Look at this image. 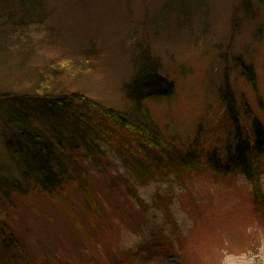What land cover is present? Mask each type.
<instances>
[{
	"label": "rangeland",
	"instance_id": "rangeland-1",
	"mask_svg": "<svg viewBox=\"0 0 264 264\" xmlns=\"http://www.w3.org/2000/svg\"><path fill=\"white\" fill-rule=\"evenodd\" d=\"M247 1L0 0V176L20 180L3 116L23 97L76 93L133 112L125 88L146 74L175 89L148 99L144 120L176 154L196 142L224 158L236 127L244 138L254 118L264 127V0ZM223 94L232 108L220 104ZM102 150V168L86 164L95 213L75 186L57 199L0 201V219L25 252L55 264H264V210L246 176L201 172L141 184Z\"/></svg>",
	"mask_w": 264,
	"mask_h": 264
},
{
	"label": "trees",
	"instance_id": "trees-1",
	"mask_svg": "<svg viewBox=\"0 0 264 264\" xmlns=\"http://www.w3.org/2000/svg\"><path fill=\"white\" fill-rule=\"evenodd\" d=\"M241 69L242 77L255 85L252 69L246 65ZM173 86V82L165 83L160 75L152 77L146 74L134 80L125 88L138 110L133 112L106 108L76 93L23 97L19 107H11L3 116L13 132L5 148L20 180L10 181L0 176V201L8 203L10 208L12 199L19 200L35 193L57 199L68 188L75 186L87 197L86 207L95 213L91 207L93 198L89 196L90 173L86 164L102 168L106 157L102 150L104 145L141 184L174 172H210L220 178L243 174L254 184L253 198L257 209L264 208L258 188L264 164L263 125L254 118L250 124V138L242 137L236 127L234 143L227 146L224 158H219L214 150L196 142L184 153L176 154L172 147L174 144L165 140L160 130L139 114L148 99L171 96ZM220 99V104L230 109L233 101L224 94ZM241 105L245 106V114H248L245 102ZM2 261H8L7 264H55L25 252L22 241L9 227L7 217L0 219V264H3ZM142 264L150 262L146 260Z\"/></svg>",
	"mask_w": 264,
	"mask_h": 264
}]
</instances>
